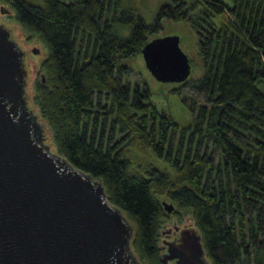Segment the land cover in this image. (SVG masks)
<instances>
[{
  "label": "trees",
  "instance_id": "trees-1",
  "mask_svg": "<svg viewBox=\"0 0 264 264\" xmlns=\"http://www.w3.org/2000/svg\"><path fill=\"white\" fill-rule=\"evenodd\" d=\"M3 1L48 49L34 100L55 148L103 181L139 258L168 264L163 222L189 209L213 264H264V0H160L152 22L121 0ZM164 17L196 32L186 123L127 77Z\"/></svg>",
  "mask_w": 264,
  "mask_h": 264
},
{
  "label": "water",
  "instance_id": "water-1",
  "mask_svg": "<svg viewBox=\"0 0 264 264\" xmlns=\"http://www.w3.org/2000/svg\"><path fill=\"white\" fill-rule=\"evenodd\" d=\"M11 9L0 5V13ZM14 27L0 19V264H145L132 245L134 224L103 181L48 141L49 124L32 105L30 50ZM141 54L160 81L185 82L191 73L178 34L150 38ZM165 229L162 261L213 264L194 222Z\"/></svg>",
  "mask_w": 264,
  "mask_h": 264
},
{
  "label": "rangeland",
  "instance_id": "rangeland-1",
  "mask_svg": "<svg viewBox=\"0 0 264 264\" xmlns=\"http://www.w3.org/2000/svg\"><path fill=\"white\" fill-rule=\"evenodd\" d=\"M121 1L134 7L138 12H140L144 16L147 22H152L155 19L160 2V0ZM2 4L6 8H11L8 2L0 0V5ZM0 19L15 26L14 28L16 31V36L18 37L19 41L24 45V47L30 50L28 54V59L30 60L31 67L29 85L31 89L32 105H35L36 108L39 109L37 102L34 100L36 94L35 82L41 76V63L47 55L48 49L38 35L31 33L17 21L14 11L12 9L7 13H0ZM172 33L180 35L181 47L188 54V56L193 59L194 65L197 66L200 61L197 57L195 47L196 32L195 29L191 27L188 22H179L172 18L164 17L161 20V28H159L157 31H152V33H150V36L154 37ZM33 47H37L39 51L37 53H33L31 51V48ZM125 61L127 63H130V65L133 66V68L135 69L132 74L127 76L131 80V82L136 81L139 82L141 85H143L145 82L151 90V100L154 101L158 107L168 110L173 115V117L179 122L186 123L190 120L192 116V109L190 108L191 103L195 104L196 106L205 102L203 93L197 92L193 88H190L188 85H181L182 87L177 89V86L183 82H163L156 79L146 67L141 52L138 55L126 58ZM32 63L36 64L35 68ZM191 72H193V69L191 70ZM261 85L264 87V81L261 83ZM176 90L178 91L176 92ZM50 129L51 128H49L48 126L49 131ZM48 141L55 148V141L51 133L48 135ZM169 214L170 215H168L163 222L162 229H165L166 227H172L174 222H177L178 224L189 223L191 221L194 222L192 218V213L189 209H182L180 214ZM163 237H165V233L162 234L161 240Z\"/></svg>",
  "mask_w": 264,
  "mask_h": 264
},
{
  "label": "flooded vegetation",
  "instance_id": "flooded-vegetation-1",
  "mask_svg": "<svg viewBox=\"0 0 264 264\" xmlns=\"http://www.w3.org/2000/svg\"><path fill=\"white\" fill-rule=\"evenodd\" d=\"M166 228H167V227H166ZM165 231H166V229H165ZM167 233H168V232L166 231V232H165V236L167 235ZM168 234H169V233H168Z\"/></svg>",
  "mask_w": 264,
  "mask_h": 264
}]
</instances>
